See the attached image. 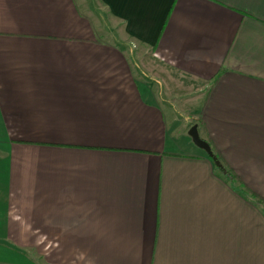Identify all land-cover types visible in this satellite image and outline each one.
Segmentation results:
<instances>
[{
    "label": "crops",
    "instance_id": "obj_1",
    "mask_svg": "<svg viewBox=\"0 0 264 264\" xmlns=\"http://www.w3.org/2000/svg\"><path fill=\"white\" fill-rule=\"evenodd\" d=\"M0 236V264H264V0H0Z\"/></svg>",
    "mask_w": 264,
    "mask_h": 264
},
{
    "label": "rangeland",
    "instance_id": "obj_2",
    "mask_svg": "<svg viewBox=\"0 0 264 264\" xmlns=\"http://www.w3.org/2000/svg\"><path fill=\"white\" fill-rule=\"evenodd\" d=\"M0 248L2 249V253L0 255V259L2 258H10V255L12 253V251H23L21 250L19 247L15 246L14 243H12L11 241H6L4 239L1 238L0 236ZM24 257H28V259H30L33 262V254L29 253L28 255L26 254V252H23ZM22 255V254H21ZM36 261H34V264ZM38 262V261H37Z\"/></svg>",
    "mask_w": 264,
    "mask_h": 264
},
{
    "label": "trees",
    "instance_id": "obj_3",
    "mask_svg": "<svg viewBox=\"0 0 264 264\" xmlns=\"http://www.w3.org/2000/svg\"><path fill=\"white\" fill-rule=\"evenodd\" d=\"M206 144L209 145L208 142H206ZM208 154L212 158V160L215 162L216 168H218L228 179L238 181L237 177L232 173V171L229 168L225 167L224 163L218 157V155L213 153V151L211 150L208 151ZM258 201L261 202V199H258Z\"/></svg>",
    "mask_w": 264,
    "mask_h": 264
},
{
    "label": "water",
    "instance_id": "obj_4",
    "mask_svg": "<svg viewBox=\"0 0 264 264\" xmlns=\"http://www.w3.org/2000/svg\"><path fill=\"white\" fill-rule=\"evenodd\" d=\"M197 141L200 142L201 144H203L206 147V149L209 151V147H208V144H206V142L203 143L202 141H199V140H197Z\"/></svg>",
    "mask_w": 264,
    "mask_h": 264
}]
</instances>
